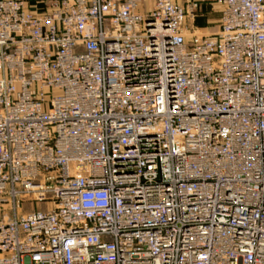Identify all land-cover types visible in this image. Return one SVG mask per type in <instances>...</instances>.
Segmentation results:
<instances>
[{"label":"built area","instance_id":"2783aa9c","mask_svg":"<svg viewBox=\"0 0 264 264\" xmlns=\"http://www.w3.org/2000/svg\"><path fill=\"white\" fill-rule=\"evenodd\" d=\"M0 264H264V0H0Z\"/></svg>","mask_w":264,"mask_h":264},{"label":"rangeland","instance_id":"374dc122","mask_svg":"<svg viewBox=\"0 0 264 264\" xmlns=\"http://www.w3.org/2000/svg\"><path fill=\"white\" fill-rule=\"evenodd\" d=\"M216 10H212L211 7H207L204 11H207L208 14L207 16H203L200 17L202 18L205 22H206V26L204 27L207 28V30H196L197 34H205L211 31H215L217 30V25H218V21H219V17H220V8L219 5L216 4ZM207 19H209V21H207ZM196 26V25H195ZM33 205L37 208H46L47 204L46 203H31L30 204V208L33 207ZM48 207L50 208V204H48Z\"/></svg>","mask_w":264,"mask_h":264},{"label":"trees","instance_id":"16d2710c","mask_svg":"<svg viewBox=\"0 0 264 264\" xmlns=\"http://www.w3.org/2000/svg\"><path fill=\"white\" fill-rule=\"evenodd\" d=\"M206 22L202 18H197L195 21V25L197 27H205Z\"/></svg>","mask_w":264,"mask_h":264},{"label":"crops","instance_id":"0c3cea01","mask_svg":"<svg viewBox=\"0 0 264 264\" xmlns=\"http://www.w3.org/2000/svg\"><path fill=\"white\" fill-rule=\"evenodd\" d=\"M199 28H204V27H199ZM202 30H207V29H202Z\"/></svg>","mask_w":264,"mask_h":264},{"label":"bare ground","instance_id":"6f19581e","mask_svg":"<svg viewBox=\"0 0 264 264\" xmlns=\"http://www.w3.org/2000/svg\"><path fill=\"white\" fill-rule=\"evenodd\" d=\"M197 32V31H196ZM200 35V34H199Z\"/></svg>","mask_w":264,"mask_h":264}]
</instances>
